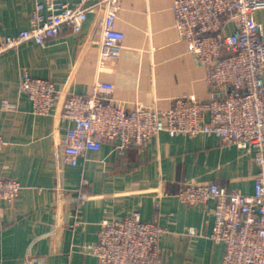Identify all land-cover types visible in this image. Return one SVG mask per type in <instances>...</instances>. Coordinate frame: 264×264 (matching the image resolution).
<instances>
[{
    "label": "crops",
    "instance_id": "1",
    "mask_svg": "<svg viewBox=\"0 0 264 264\" xmlns=\"http://www.w3.org/2000/svg\"><path fill=\"white\" fill-rule=\"evenodd\" d=\"M37 1L0 0L2 32L28 28ZM172 5L173 0H122L116 27L125 38L116 61L100 63L101 7L88 14L79 32L64 26L43 44L26 41L1 55L0 135L5 144L0 176L18 179L22 189L13 203L3 204L0 264H100L87 245L97 241L106 219L135 211L166 228L160 264H223L225 243L210 238L215 202L192 205L178 193L188 183L215 182L253 194L259 170L255 149L223 143L213 133L163 131L122 155L118 141L106 140L78 165L64 161L71 123L61 110L70 93L90 94L97 86L129 109L153 104L168 109L185 94L210 97L209 66L195 58L180 36ZM256 17L264 33V8ZM227 28L231 32L234 24ZM25 72L55 82L57 101L51 113H34L28 96L19 91ZM4 100L15 109L2 108ZM81 192L87 194L84 202ZM192 228L197 232L191 233Z\"/></svg>",
    "mask_w": 264,
    "mask_h": 264
},
{
    "label": "built area",
    "instance_id": "2",
    "mask_svg": "<svg viewBox=\"0 0 264 264\" xmlns=\"http://www.w3.org/2000/svg\"><path fill=\"white\" fill-rule=\"evenodd\" d=\"M122 0H38L30 26L14 34L0 26V57L26 41L43 44L60 34L64 26L79 32L91 11L104 9L100 63L116 61L125 34L116 27ZM264 0H173L172 9L180 36L190 44L195 58L209 66L212 87L207 99L185 94L168 109L137 105L105 97L95 86L90 94L70 93L61 117L71 124L64 138V161L78 165L89 151L100 150L106 140L118 141L119 154L135 145H145L166 131L171 135L213 133L223 143L256 150L259 166L253 194L229 189L218 183L186 184L178 193L188 204L215 202L210 238L225 243L223 264H264V33L256 13ZM229 23L234 29L229 32ZM234 88V89H232ZM19 91L25 93L36 114H49L57 101L53 80L23 74ZM2 108L15 104L2 101ZM5 139L0 135V148ZM87 183V180H84ZM22 183L0 176V220L3 204L13 203ZM84 202L87 194L79 193ZM156 207L160 208V201ZM166 228L157 219L144 220L135 211L122 218L106 219L95 243L87 251L100 264H160L161 235ZM191 233L197 230L192 228Z\"/></svg>",
    "mask_w": 264,
    "mask_h": 264
},
{
    "label": "water",
    "instance_id": "3",
    "mask_svg": "<svg viewBox=\"0 0 264 264\" xmlns=\"http://www.w3.org/2000/svg\"><path fill=\"white\" fill-rule=\"evenodd\" d=\"M232 89H234V88H232Z\"/></svg>",
    "mask_w": 264,
    "mask_h": 264
}]
</instances>
